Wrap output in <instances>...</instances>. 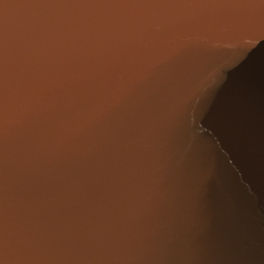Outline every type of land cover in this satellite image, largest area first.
Masks as SVG:
<instances>
[{"label":"water","instance_id":"water-1","mask_svg":"<svg viewBox=\"0 0 264 264\" xmlns=\"http://www.w3.org/2000/svg\"><path fill=\"white\" fill-rule=\"evenodd\" d=\"M0 264H264V0H0Z\"/></svg>","mask_w":264,"mask_h":264}]
</instances>
